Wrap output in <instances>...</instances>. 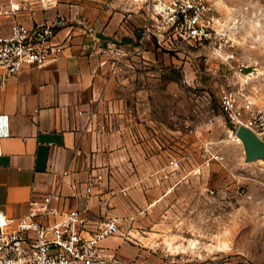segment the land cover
<instances>
[{
    "label": "rangeland",
    "instance_id": "rangeland-1",
    "mask_svg": "<svg viewBox=\"0 0 264 264\" xmlns=\"http://www.w3.org/2000/svg\"><path fill=\"white\" fill-rule=\"evenodd\" d=\"M213 1L216 48L150 39L147 49L125 43L124 55H111V112L140 114L148 136L171 145L190 172L173 178L153 207L117 221L111 251L124 262L264 264V160L245 161L218 104L223 91L264 102V0ZM202 150L222 159L206 165Z\"/></svg>",
    "mask_w": 264,
    "mask_h": 264
},
{
    "label": "crops",
    "instance_id": "crops-1",
    "mask_svg": "<svg viewBox=\"0 0 264 264\" xmlns=\"http://www.w3.org/2000/svg\"><path fill=\"white\" fill-rule=\"evenodd\" d=\"M57 15L63 21L52 39L60 46L58 56L0 83V115L6 116L9 132L0 138V212L18 216L29 200L55 191L54 205L84 210L91 232L110 218L139 216L185 172L167 167L172 146L148 136L151 129L141 126L140 114L123 108L114 114V100H107L113 44L95 34L135 39L143 20L137 3L0 0V35L15 21L33 26ZM150 42L130 44L147 49ZM119 47L117 59L126 50ZM152 122V117L145 121ZM113 239L102 243L111 247Z\"/></svg>",
    "mask_w": 264,
    "mask_h": 264
},
{
    "label": "built area",
    "instance_id": "built-area-1",
    "mask_svg": "<svg viewBox=\"0 0 264 264\" xmlns=\"http://www.w3.org/2000/svg\"><path fill=\"white\" fill-rule=\"evenodd\" d=\"M134 1L143 16L141 40L153 39L166 47L220 45L221 18L215 14L213 0ZM62 24L59 15L33 26L15 21L7 33L0 35V83L17 76L24 68L44 66L58 56L60 46L52 39ZM112 44L110 51L114 50L111 55L115 59L117 47ZM218 104L234 128L245 125L264 139V102L223 91ZM8 133L6 116L0 115V138ZM199 157L206 165L222 159L220 154H208L206 150ZM166 165L172 171H181L186 168V161L170 156ZM90 190L89 184L87 192ZM56 198V192L51 191L41 199H31L27 210L18 216L0 212V264H140L122 261L111 247L102 243L117 232L116 218L100 222L89 232L84 210L60 209L54 205Z\"/></svg>",
    "mask_w": 264,
    "mask_h": 264
},
{
    "label": "water",
    "instance_id": "water-1",
    "mask_svg": "<svg viewBox=\"0 0 264 264\" xmlns=\"http://www.w3.org/2000/svg\"><path fill=\"white\" fill-rule=\"evenodd\" d=\"M95 36L102 40H108L116 45H123L125 43H134L139 40L142 36V31L139 30L135 39L129 36L116 39L112 36L103 34L102 32H97ZM252 70L250 67L245 68V71ZM234 134L239 138L242 143L245 161H255L258 159L264 160V139L259 138L249 127L245 125H238L234 129Z\"/></svg>",
    "mask_w": 264,
    "mask_h": 264
},
{
    "label": "bare ground",
    "instance_id": "bare-ground-1",
    "mask_svg": "<svg viewBox=\"0 0 264 264\" xmlns=\"http://www.w3.org/2000/svg\"><path fill=\"white\" fill-rule=\"evenodd\" d=\"M235 135V134H234ZM236 137V136H235ZM237 138V137H236ZM238 140H239V138H237ZM239 142H240V140H239Z\"/></svg>",
    "mask_w": 264,
    "mask_h": 264
}]
</instances>
